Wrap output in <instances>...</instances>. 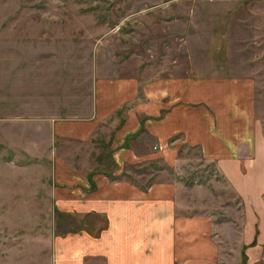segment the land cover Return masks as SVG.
Returning a JSON list of instances; mask_svg holds the SVG:
<instances>
[{
    "label": "rangeland",
    "instance_id": "obj_1",
    "mask_svg": "<svg viewBox=\"0 0 264 264\" xmlns=\"http://www.w3.org/2000/svg\"><path fill=\"white\" fill-rule=\"evenodd\" d=\"M209 74L251 83L264 137V0H0V264H49L53 234L105 228L99 214L58 205L75 183L53 169L60 146H80L61 141L66 123L90 119L96 99L108 100V81L132 79L139 95L144 78ZM129 105L118 102L92 133L109 176V144ZM131 137L140 153L159 149L142 125ZM175 154L174 164L157 157L121 171L136 183L188 179L213 216L215 264H264V247L244 254L239 201L213 163L194 146Z\"/></svg>",
    "mask_w": 264,
    "mask_h": 264
},
{
    "label": "crops",
    "instance_id": "obj_2",
    "mask_svg": "<svg viewBox=\"0 0 264 264\" xmlns=\"http://www.w3.org/2000/svg\"><path fill=\"white\" fill-rule=\"evenodd\" d=\"M108 83V100L96 99L90 119L66 123L70 130L61 141L80 146L75 152L60 146L59 167L53 169L65 171L67 183H75L58 205L99 214L106 226L96 235L84 230L53 234L47 240L49 264H215L214 220L205 202L196 199V185L170 178L136 183L121 171L123 164L157 157L174 164L175 150L183 144L212 162L237 197L243 252L259 254L264 247V137L253 113L251 83L225 74L157 76L141 80L139 95L132 79ZM121 101L131 105L109 144L116 164L109 176L100 172L92 133ZM140 125L150 138L147 146L157 144V152L150 147L140 153L135 138L125 141Z\"/></svg>",
    "mask_w": 264,
    "mask_h": 264
}]
</instances>
